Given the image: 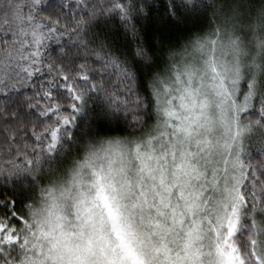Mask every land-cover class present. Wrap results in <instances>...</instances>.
Wrapping results in <instances>:
<instances>
[{"label": "snow or ice", "instance_id": "1", "mask_svg": "<svg viewBox=\"0 0 264 264\" xmlns=\"http://www.w3.org/2000/svg\"><path fill=\"white\" fill-rule=\"evenodd\" d=\"M0 264H264V0H0Z\"/></svg>", "mask_w": 264, "mask_h": 264}]
</instances>
